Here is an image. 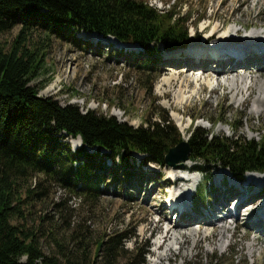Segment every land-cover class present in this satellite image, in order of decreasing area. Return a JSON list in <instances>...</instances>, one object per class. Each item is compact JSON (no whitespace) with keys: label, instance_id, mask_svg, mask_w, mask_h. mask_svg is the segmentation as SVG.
<instances>
[{"label":"rangeland","instance_id":"1","mask_svg":"<svg viewBox=\"0 0 264 264\" xmlns=\"http://www.w3.org/2000/svg\"><path fill=\"white\" fill-rule=\"evenodd\" d=\"M138 1L178 19L191 41L173 50L161 48L159 59L147 75L131 66L140 57L137 44H120L111 37L97 38L82 32L76 35L81 41L77 47L34 31L27 44L44 52L43 70L30 83L38 87V95L52 97L60 105L74 104L82 112L88 109L113 116L132 127L145 126L149 119L158 121L157 114L164 111L181 140H187L195 127L218 136L257 139L264 125V72L257 68L258 58L243 61L231 71L226 66L215 72L212 54H228L231 49H227L234 46H264V0ZM19 29L17 25L0 34V47L8 50ZM199 49L205 51H201L204 62L197 61ZM261 69L264 70V60ZM178 70L183 72L177 75ZM208 82L214 84L215 90L206 87ZM68 141L72 150L80 146L77 140ZM88 151L93 152L94 148ZM131 158L138 173L126 180L121 179L118 168L101 169L98 172L104 183L97 184L98 195L94 197L86 196L80 184L70 189L40 177L36 191L45 196L23 207L25 219L17 222L37 233L42 253L48 256L60 257L61 252L73 250L75 245L63 241L62 247H57L48 231L62 239L74 230L77 237L87 239V255L92 264H102L101 253L93 257L95 242L119 234L125 238L121 240L123 251L118 264H264V230L260 229H264V220L254 218L264 207V175L245 174L243 180L247 176L255 178L238 184L227 170L219 167L209 166L207 173L202 174L190 171L194 164L187 160L188 172H170L165 164L142 166L141 155L132 154ZM182 175L188 182L170 183V176ZM111 176L115 182H111ZM204 176L212 182L206 183ZM247 183L250 184L246 186ZM202 192L204 202L193 205V197ZM241 193L249 198L237 207L234 216L213 219L219 214L221 206L217 202L222 195L233 196L227 202L224 198L221 201L226 203L224 214L233 207L232 199L241 197ZM180 196L192 201L189 214L194 218L189 221L188 215L177 221L165 206L170 199L181 200ZM213 206L219 208L217 212ZM204 207L210 209L207 217L206 210L202 212ZM200 215L204 220H200ZM188 223L189 226L181 227ZM133 256L136 261L132 262Z\"/></svg>","mask_w":264,"mask_h":264},{"label":"trees","instance_id":"2","mask_svg":"<svg viewBox=\"0 0 264 264\" xmlns=\"http://www.w3.org/2000/svg\"><path fill=\"white\" fill-rule=\"evenodd\" d=\"M17 25L19 32L8 50L0 47V264H92L87 239L74 230L62 239L48 231L59 248L63 241L75 244L60 257L48 256L42 253L37 233L17 222L25 219L23 207L45 196L36 191L40 177L70 189L80 184L86 196L94 197L97 184L104 183L98 171L118 168L121 179L128 180L138 173L132 154L142 156V166L161 167L167 150L181 141L180 134L164 111L157 114L158 121L132 127L113 116L82 112L74 104L60 105L52 97L39 96L38 87L30 83L43 70L44 52L36 45L29 48L27 39L37 31L79 47L76 35L83 32L137 44L140 57L131 66L146 74L152 72L161 48L173 50L191 40L178 19L138 0H0V34ZM77 138L80 146L72 150L68 139ZM187 145L188 160L194 164L190 171L205 174L209 166L219 167L238 181L247 173L264 175V125L257 139L248 140L195 127ZM204 181L212 182L207 176ZM203 199V192L196 193L193 205ZM122 238L119 234L96 241L93 257L101 253L102 264H118Z\"/></svg>","mask_w":264,"mask_h":264},{"label":"bare ground","instance_id":"3","mask_svg":"<svg viewBox=\"0 0 264 264\" xmlns=\"http://www.w3.org/2000/svg\"><path fill=\"white\" fill-rule=\"evenodd\" d=\"M259 1V0H258ZM243 3V2H242ZM245 3V2H244ZM232 19V18H231ZM228 22H230L229 20H228ZM215 28V27H214ZM214 31V30H213ZM210 34H212V33H210ZM209 34V36L208 37H214V36H211ZM95 35V34H94ZM96 37L98 38V36L96 35ZM228 38V37H227ZM263 37H261L260 39H262ZM112 39V38H111ZM112 40H115V39H112ZM115 42H118V41H116L115 40ZM119 43V42H118ZM229 49H231L230 51H228L229 53L228 54H220L219 52H218V54L215 52V54L213 53L212 54V56H213V58H214V60H215V65H216V69H215V72H220V70H224L223 68L224 67H228L227 68V70L228 71H231L233 68H235V67H237V66H239V65H241V63L243 62V61H248V62H251V61H253L254 60V58H258V59H256L257 61H256V65H257V68H260L259 69V72L260 73H263L264 72V70L263 69H261V63L263 62V60H264V46L263 47H260V46H255V47H250V49H248V48H246V47H244L243 45L242 46H234V47H230V48H228L227 50H229ZM164 50V49H163ZM201 51H203V50H198V52L196 51V54H197V56L199 57V55H200V57L197 59V61H202V62H204V60H205V58H203L202 56H203V54L201 53ZM205 51H203V53H204ZM222 57H225V59H223ZM195 64H197V63H195ZM163 72H166V69L164 68L163 69ZM183 71L182 70H178L177 71V75H180L181 73H182ZM249 72V71H248ZM176 77V76H175ZM174 79V78H173ZM188 80V79H187ZM190 80H191V78H190ZM173 81V80H172ZM175 81V80H174ZM167 82V81H166ZM191 83H193V84H195V82L194 81H190ZM189 82V83H190ZM171 83V81L169 82V84ZM168 84V83H167ZM206 85V87L207 88H209V89H212V90H215V88H213V83H210V82H208V83H206L205 84ZM250 94L252 93V90H250V92H249ZM75 140H77L78 141V143H79V140H78V138L77 139H75ZM134 155H136V154H134ZM188 167H190L189 166V163H188V161H186V162H184L182 165H179V167L178 168H175V169H177V170H172V169H174L173 167H170V172H173V171H185V172H188L189 170L188 169H186V168H188ZM185 169V170H184ZM248 174H252L253 176H259V174H257V173H247V175ZM248 178L249 179H253V178H255V177H248L247 176V178H246V180H241V181H238V180H236V179H234L238 184H242L243 182H244V184H245V182L247 181V182H249V180H248ZM169 179L172 181V182H170V183H177L178 181H180V182H188V179L186 178V176L185 175H182L181 177L179 176L178 178L177 177H172V176H170L169 177ZM243 181V182H242ZM189 182H190V180H189ZM250 183H247V185L246 186H248ZM235 192V190L233 191V193ZM180 193V192H179ZM178 196H179V194H178ZM240 196L241 197H239L238 198V195H236L235 196V199H232V201L234 202V204H232V208L230 209V211H228V212H226V213H224L223 214V210H225L224 208L226 207V203L225 202H227V199H230V198H233V196H231L230 197V195H222L221 197H220V202L218 201L217 203L219 204V206H221V208H220V211H218L219 212V214H215L214 215V217H213V219L214 220H216V221H220V220H224L225 219V217L224 216H226L227 214L230 216V214H232L233 216H234V213L236 212V209H237V207H239V206H241L242 204H244L245 202H246V200L249 198V195H247V194H245V193H241L240 194ZM254 195H252V197H253ZM217 197H218V194H216V196H214V197H212V201L213 202H216L215 200H217ZM230 197V198H229ZM251 197V198H252ZM181 200H182V202H181V200H175V199H170L169 200V204L168 205H165V206H167L168 208H169V211L170 212H173L175 215H176V217H177V221L178 220H180L179 219V217L180 216H186V215H188V218H187V220L189 221V220H191V219H193L194 217L191 215V214H189V212H190V208H191V201L189 200L188 202L187 201H185V200H183V197L182 196H180L179 197ZM223 198L225 199V202L223 203V202H221L222 200H223ZM250 198V199H251ZM253 199V198H252ZM251 199V200H252ZM222 204H224V205H222ZM213 205V204H212ZM222 206H224V207H222ZM174 207H176L175 209H174ZM214 207V209L216 210V212H217V210L219 209V208H215V206H213ZM172 208V209H171ZM205 210H206V212H205ZM192 211V210H191ZM208 211H210V209H208L207 210V208L206 207H204L203 209H202V212H205V216L207 217V212ZM193 212V211H192ZM221 215V216H220ZM201 217V215L199 216V218ZM260 217H262V218H260ZM254 218H260V220H259V222H262L263 220H264V207H262V208H260L259 210H258V212L255 214V216H254ZM200 220H204V218L202 217V218H200ZM215 221V222H216ZM253 222H255V220H253ZM185 224V223H184ZM189 224L190 223H188V224H186V225H181V227H183V226H189ZM176 225H177V223H176ZM180 225V224H179ZM178 225V226H179ZM262 231L264 230L263 228H260ZM166 231V230H165ZM262 231H260V232H262ZM186 242V241H185ZM185 242H184V244H185Z\"/></svg>","mask_w":264,"mask_h":264},{"label":"water","instance_id":"4","mask_svg":"<svg viewBox=\"0 0 264 264\" xmlns=\"http://www.w3.org/2000/svg\"><path fill=\"white\" fill-rule=\"evenodd\" d=\"M100 36L96 33H92ZM79 140V139H78ZM189 148L187 140H181L173 147L169 148L164 155V164L169 167H176V165H182L188 160Z\"/></svg>","mask_w":264,"mask_h":264}]
</instances>
